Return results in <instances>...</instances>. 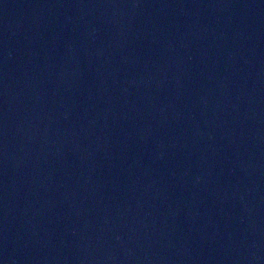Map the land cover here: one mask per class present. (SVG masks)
I'll return each instance as SVG.
<instances>
[{"label": "water", "instance_id": "water-1", "mask_svg": "<svg viewBox=\"0 0 264 264\" xmlns=\"http://www.w3.org/2000/svg\"><path fill=\"white\" fill-rule=\"evenodd\" d=\"M0 264H264V0H0Z\"/></svg>", "mask_w": 264, "mask_h": 264}]
</instances>
